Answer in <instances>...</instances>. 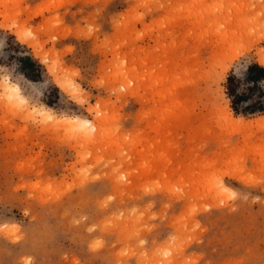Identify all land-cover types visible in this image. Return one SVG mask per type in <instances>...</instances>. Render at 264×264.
<instances>
[{"label": "rangeland", "instance_id": "rangeland-1", "mask_svg": "<svg viewBox=\"0 0 264 264\" xmlns=\"http://www.w3.org/2000/svg\"><path fill=\"white\" fill-rule=\"evenodd\" d=\"M262 51L264 0H0V264H264Z\"/></svg>", "mask_w": 264, "mask_h": 264}, {"label": "trees", "instance_id": "trees-1", "mask_svg": "<svg viewBox=\"0 0 264 264\" xmlns=\"http://www.w3.org/2000/svg\"><path fill=\"white\" fill-rule=\"evenodd\" d=\"M31 61V59H24ZM33 67H36L35 64ZM25 75H28L27 66L24 65ZM248 83L249 92H240L239 85L241 81L236 77L234 72L228 76L226 88L227 95L231 101V107L237 116L249 117L264 113V90L262 83L264 82V67L258 63H253L247 68L245 77ZM257 98V99H256Z\"/></svg>", "mask_w": 264, "mask_h": 264}, {"label": "bare ground", "instance_id": "bare-ground-1", "mask_svg": "<svg viewBox=\"0 0 264 264\" xmlns=\"http://www.w3.org/2000/svg\"><path fill=\"white\" fill-rule=\"evenodd\" d=\"M240 54V52H237V53H234L233 54V57H232V59H236V58H238V55ZM259 63H260V65L261 66H263L264 67V51H262L260 54H259ZM227 69L225 68V71H226ZM224 71V72H225ZM223 72V71H222ZM223 74V73H222ZM224 76V75H223ZM225 77V76H224ZM224 79V78H223ZM58 83V85H60L61 87H62V84H61V82L60 81H58L57 82ZM3 88H4V92H11L14 96H16V97H19L20 96V94H19V89H18V87H16V86H13L12 84H10V83H8V82H6V83H4L3 84ZM46 113L48 114V117H53V114L51 113V112H49V111H46ZM227 117H230V123H232V124H237V123H240V122H243L242 121V119L241 118H235L233 115H231V114H228V116ZM63 121H67L68 123H70V121H72V120H68V119H64ZM258 121V120H257ZM259 121H261V120H259ZM72 123V122H71ZM73 125H77V126H79V127H89L90 126V122L89 121H81V120H79V119H74L73 120V123H72ZM74 127H76V126H74ZM222 187V186H221Z\"/></svg>", "mask_w": 264, "mask_h": 264}, {"label": "clouds", "instance_id": "clouds-1", "mask_svg": "<svg viewBox=\"0 0 264 264\" xmlns=\"http://www.w3.org/2000/svg\"><path fill=\"white\" fill-rule=\"evenodd\" d=\"M0 67H4V66H0ZM0 99H3V101L8 104L10 107L15 108L16 110H20L18 102L16 99H10L8 95H4L2 97H0ZM35 122V121H34Z\"/></svg>", "mask_w": 264, "mask_h": 264}]
</instances>
